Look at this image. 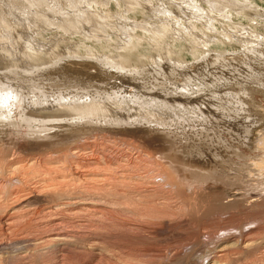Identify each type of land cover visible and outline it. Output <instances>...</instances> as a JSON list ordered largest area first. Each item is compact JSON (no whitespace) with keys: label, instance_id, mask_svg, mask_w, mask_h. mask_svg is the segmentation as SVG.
I'll return each mask as SVG.
<instances>
[{"label":"bare ground","instance_id":"obj_1","mask_svg":"<svg viewBox=\"0 0 264 264\" xmlns=\"http://www.w3.org/2000/svg\"><path fill=\"white\" fill-rule=\"evenodd\" d=\"M17 1L6 3V10L0 8V32L10 40L0 41V48L11 57L22 53L27 58L26 64L19 66L20 70L19 64L2 66L0 63V126H7L0 129V228L4 234L15 229L20 233L11 235L13 239L8 242L0 239V264H144L138 262H144L146 257L150 259L145 260L148 264H264V75H251L249 83L235 81L225 85L231 91L226 93L228 98L234 93H243L246 95L243 97L257 98L260 102L259 110L251 112L262 123L258 126L262 128L259 136L256 134V142L249 138L253 129L247 126L240 134L244 135L243 140L247 137L245 141L241 142L237 135L238 142L222 147L227 148V154L233 151L226 156L213 145L203 147L200 141L177 144L176 130L171 128L194 120L201 121L200 125L210 124L217 119L218 112L214 110H226L225 103L209 104L219 98L207 99L209 102L200 99L201 91L207 92L211 85L199 76L189 75L195 71L196 64L185 59L183 44H187L195 59L219 61L239 57L246 62L260 58L264 64V33L261 32L264 13L248 12L255 7L247 0H206V4L203 0H184L180 12L161 2L150 20L147 17L137 20L127 15L150 0H111L116 6L115 14L130 22L126 25L122 20L120 34L108 22L113 15L106 9L110 0H68L72 6L68 9L62 6L61 0H23L28 5L20 6ZM240 16L248 17L255 24H234ZM15 25H21L30 34L24 47L19 49L12 45ZM54 30V38L48 42L36 39ZM138 30L148 35L140 36ZM222 38H234L239 42L236 45L240 51L212 47L223 44ZM63 40L67 41L64 47L75 58L54 59L53 66L46 65L50 61L31 63V57L36 58L41 52L55 53L53 47ZM140 41L149 45L142 48L145 50L140 55L153 60L150 70L144 62L139 64L134 60ZM62 61L63 65L56 67ZM147 73L154 76L152 85L147 83ZM38 77H46L43 79L50 83L34 85L32 89L30 83ZM60 79L76 80V89L48 92L51 89L48 86L56 85ZM115 79L121 80L120 86L114 84ZM161 85L166 86L159 89ZM108 88H123V92L107 91ZM226 104L234 108L232 100ZM246 105H242L243 110ZM91 133L92 138L105 133L103 138L111 137L112 143L115 139L121 142L122 135L137 133L155 138L164 146L163 151L159 150L163 163L156 161L159 155L156 156V151L138 148L134 155L126 148L114 146L121 153L111 157L106 154L111 152H107V147L96 149V139L77 142L82 138L80 135L87 137ZM244 145L248 149L245 154L241 151ZM11 146L31 152L25 157L15 155L10 159ZM242 154L246 162L242 159L239 166L236 160ZM151 166L155 172L148 170ZM239 174L258 186L259 194L254 198H225L214 188L217 183H232ZM256 188L252 190L256 192ZM164 209L173 217L170 222L176 226L174 230L182 226V230L192 227L198 232H191L190 250L184 251L183 243L176 244L169 239V242L164 239L165 243L175 245L167 253L154 247L155 253L152 248L145 251L144 247L133 254L125 250L122 237L130 240L131 234L125 233L128 223L121 224L119 216L135 212L142 218L153 217L164 215ZM241 213L239 220L236 217ZM222 221L229 224L223 225ZM170 222H167L168 229ZM65 223L72 224L74 231L67 229ZM132 225L129 223L127 228L132 230ZM152 233H149L151 237L165 235ZM202 237L207 240L203 241ZM126 245L129 250L130 244Z\"/></svg>","mask_w":264,"mask_h":264},{"label":"rangeland","instance_id":"obj_2","mask_svg":"<svg viewBox=\"0 0 264 264\" xmlns=\"http://www.w3.org/2000/svg\"><path fill=\"white\" fill-rule=\"evenodd\" d=\"M23 0H18L17 1V4L20 6V5H28L27 4V2H25V1H23ZM111 1V0H110ZM154 1V2H153ZM186 1V0H185ZM206 0H203V2L206 4L207 3V1L205 2ZM247 1H249V2H252L253 3V5H254V7L255 8H249V10H247L248 12H255V11H259L260 12V14H262V13H264V0H247ZM8 2H10V0H0V8H2L3 10H6V9H8L7 7H6V3H8ZM20 2V3H19ZM45 2H46V0H45ZM113 1H111V4L110 5H108L107 7H106V9L108 10V12H110L109 14H113V15H111V19H109L108 20V22H111L112 23V25L115 27V29L118 31V33H120V34H122V29H121V26L119 25L120 23H123V21L122 20H124V23L123 24H126V25H129L130 24V22H128V20H126L125 21V18L124 17H120V16H118L117 14H115V9H116V6L112 3ZM167 3L168 5H172V7H174L175 9H177L179 12H180V7H182V2H184V0H150V1H144L143 3H145V4H142V8H141V6L139 7V8H137V7H135V9L137 10H135V11H133V12H131L129 15H127V16H129V17H134V18H136L137 20H143V19H147V18H149L148 20H150V17H151V15L152 14H155L156 13V9L157 8H159L161 5L160 4H162V3ZM172 4H171V3ZM175 2V3H174ZM61 3H62V6H64L65 8H71L72 6L69 4V2H68V0H66V1H64V0H61ZM151 3V4H150ZM179 3H181V5L179 4ZM176 4V5H175ZM179 4V5H178ZM157 5H159V6H157ZM178 5V6H177ZM151 6V7H150ZM154 6H155V8H154ZM40 7H44V8H46L45 7V5H40ZM145 7H148L149 9H147V8H144ZM183 7H185V5H183ZM152 8V9H151ZM257 8V9H256ZM112 9V10H111ZM153 9L155 10V11H153ZM256 9V10H255ZM147 11V12H146ZM149 11H152V12H149ZM188 10H185V12L186 13H188L187 12ZM257 11V12H258ZM262 11V12H261ZM137 12V13H136ZM148 13H151V14H148ZM115 14V15H114ZM124 16H126L125 14H123ZM148 15V16H147ZM113 16H115V17H113ZM118 16V17H117ZM145 16V17H144ZM147 17V18H146ZM114 18V19H113ZM117 18H119V19H117ZM238 18V19H237ZM237 18H235V21H234V24H236V25H238V24H249V23H251L252 25H254L255 23L254 22H251L249 19H248V17H246V16H240V18L239 17H237ZM121 19V20H120ZM117 20V21H116ZM222 23H225V21H221ZM115 23V24H114ZM118 24V25H117ZM117 26H119L118 28H117ZM111 30V29H110ZM109 30V31H110ZM120 30H121V32H120ZM262 30V28L261 29H258V31H261ZM0 31H1V29H0ZM138 32H139V34L138 35H140V36H146V35H148L147 33H146V31H145V33H144V30H143V32L141 31V30H138ZM261 32H263L264 33V29L261 31ZM13 33H14V36H13V40H12V45L14 46V48H16V49H19V48H21V46H23L24 47V43H25V40L29 37V35L30 34H28V31L24 28V27H22L21 25H15L14 26V29H13ZM56 33V30H54V31H50V32H46V33H42V35H40V36H35L36 37V39L37 40H40V41H45V42H48V40H49V38H51V39H53L54 38V34ZM2 34V35H1ZM4 37H8V35H6V34H3L2 32H0V41H2L3 39H5ZM38 37H40V38H38ZM73 39V38H72ZM74 39H76L75 37H74ZM78 39V38H77ZM234 38H232L231 40H228V39H223L222 38V41H223V44H219V47H218V45H216V46H212V47H214L215 49H219V48H226V49H229V51L230 52H232L233 50L234 51H240V47H238L237 48V45H239V42H237L235 39L233 40ZM6 41H8V42H10V40L8 39H5ZM226 40V41H225ZM228 41V42H227ZM67 41L66 40H63V41H61V42H59L58 43V45L59 46H54L53 47V49H54V52L55 53H52V52H50V51H46L45 53H43V52H41V53H39L38 54V56H36V58L35 57H31L32 58V62L31 63H33V64H36V63H39V62H45V61H50L48 64H46L47 66H53L54 64V61L55 60H59V59H61V60H66V59H68L69 57H72V58H75L74 56H72L71 54L73 53L72 51H70V50H68V49H66L65 47H64V45H65V43H66ZM141 42V46L139 45L138 46V48H137V50H136V52L137 53H135V55H134V60L135 61H137L139 64H141V63H145V65H146V68H149V70L150 69H152V65L150 64V63H153V60H150V59H146V58H143L141 55H140V52H142V51H144L145 49H142L143 47L144 48H146V47H149V45H146V44H148V43H145V42H143V41H140ZM67 44V43H66ZM237 44V45H236ZM184 46L183 47H185V50L183 51L184 53V57H185V59L187 60V62H192V63H194V64H196L195 66H194V68H193V70H195V71H193V72H191L189 75H193V76H199L198 78H201V80L202 81H205L206 83H208L207 85L209 86V85H211V86H209L211 89L209 90V88H208V90H207V92H206V89L205 90H203V91H201V94H200V99H204L205 98V101H210L211 99H213V97H216V98H219V99H215L214 98V101L213 100H211L210 102H209V104H212V102H214L215 104H220V102H221V104L220 105H224V103H225V105H224V107H226V110L224 109H217V110H214L215 111V113L216 112H218V114H215L216 116H217V119H213V120H211V122H210V124L209 123H207V124H201L200 125V123H201V121L199 122V121H195L194 120V122H192V121H189V123L186 121L184 124L182 123L181 125H180V123L179 124H176V125H174L173 127L171 126V128L173 129V130H176L175 132V135H176V137H177V140H176V143L177 144H179L178 142H180V144L181 143H183V142H189L188 144H190V143H196V141H200L201 143H203L204 145H202V144H200V145H202L203 147H209V146H211V145H213V146H215L217 149H218V151H220V153L221 154H223L224 153V155H226V156H229V155H231V154H233L232 152V150L230 151L229 150V153L230 154H227L228 153V150L226 151V149L228 148V147H230V144L229 143H236V142H238L237 141V137L239 136L240 138H238V139H240V141L241 142H243V141H245L246 139H247V137L245 136V140H243V138H244V135H240V134H242L243 133V131H244V129L245 128H247V126H249L251 129H253V134L251 133V135H250V137L249 138H252L253 139V141L255 140V142L257 141L256 139L258 138V136H259V130L262 128V127H258L259 125H261L262 123H261V121L260 120H255V116L253 117V114L251 113L252 111H253V109H258V108H260V102L258 101V99L257 98H255V102L253 101V100H250L248 97H243L245 94H238V93H234L230 98H228L229 96L226 94L227 93V91H229L228 90V87H226L225 85H227V84H235L236 82H245V83H249L250 81H251V75H254V74H262V75H264V64L263 63H260L261 62V60L262 59H260V58H258V59H255V60H246V62L245 61H242L241 60V58H239V57H236V58H228V59H226V60H219V61H215V60H213V59H211V58H207V59H205V60H202L201 58V60L198 58V59H195V58H193L192 56H191V54L189 53V51H188V46H187V44H183ZM222 46V47H221ZM225 46V47H224ZM45 48H47V47H45ZM141 48V49H140ZM179 48V47H178ZM233 48V50H231ZM205 48H203V50H204ZM47 50V49H46ZM56 50V51H55ZM243 50V49H242ZM188 51V52H187ZM82 52V51H81ZM155 52V51H154ZM56 53H57V55H56ZM198 53L200 54V50L198 51ZM2 54H4L3 56H2ZM65 54V55H64ZM137 54V55H136ZM186 54V55H185ZM209 54H212V52H210ZM208 53H206L205 55L206 56H208L209 55ZM19 55V54H18ZM22 55V53H20V55L19 56H12L11 57V55L9 54V53H6V52H4L1 48H0V63L2 64V66H4V63H5V65H7V64H9V63H12V64H19V65H17V68L20 70L21 68L19 67V66H21V65H25L26 64V60H27V58H25V56H21ZM71 55V56H70ZM21 56V58H20V60H19V57ZM55 56H57V57H55ZM138 56H140L141 58H139ZM7 57V58H6ZM18 57V58H17ZM55 57V58H54ZM30 58V59H31ZM85 58V57H84ZM4 61H3V60ZM6 59V60H5ZM39 59V60H38ZM55 59V60H54ZM81 59V58H80ZM143 59V60H142ZM142 60V61H141ZM35 61V62H34ZM51 61H52V63H51ZM197 61H199L198 63H197ZM204 61H207V62H204ZM7 63V64H6ZM63 63H64V61H62V63L61 64H56V67H58V66H61V65H63ZM143 63V64H144ZM191 68V69H192ZM196 68V69H195ZM190 69V70H191ZM197 70V71H196ZM259 70V71H258ZM0 71H2V70H0ZM192 71V70H191ZM252 71H254V72H252ZM150 72V71H149ZM188 72H190V71H188ZM257 72V73H256ZM152 73V72H151ZM146 75H148L147 76V78L149 77V79H148V82H147V78H146V76H144V79L146 80V82L148 83V85H149V82L151 83V85L155 82V80H154V76H153V74H151V76H149L150 75V73H147ZM116 76H120V74H117ZM246 76V77H245ZM249 76V77H248ZM151 77L153 78L152 80H151ZM43 78H46V77H38V78H36L35 80H34V82H32V83H30V84H32L31 86H32V89L34 88V85H38V86H43V85H46V84H49L50 82L48 81V80H46V79H43ZM236 79V80H235ZM244 79H246V80H244ZM219 80V81H218ZM177 81H178V78H177ZM214 81V82H213ZM236 81V82H235ZM76 80H73V81H71L70 80V82H67L66 80H64V79H60V80H57V82H56V85H52V86H48V88H50L51 87V89H47L48 90V92H49V90H55V91H57L58 89H60V90H62L63 92H66V91H68V90H73V89H76L75 88V84H76ZM234 82V83H233ZM223 83V84H222ZM114 84H116V85H118V86H120V84H121V80L120 79H115V81H114ZM215 84V85H214ZM222 84V85H221ZM27 86H25L26 88H28V86H29V88H30V85L29 84H26ZM110 85H113V84H110ZM109 85V86H110ZM213 85V86H212ZM218 85V86H217ZM225 87H224V86ZM127 86H131V85H127ZM166 85H161L160 87H159V89H164V87H165ZM216 86L218 87V88H216ZM220 86V87H219ZM26 88H24V89H26ZM216 90H215V89ZM109 89V88H108ZM213 89H214V91H213ZM222 89V90H221ZM30 90V89H29ZM111 90H113V91H118V90H120V92L122 91L123 92V88H121V89H117L116 88V90L115 89H109V90H107V91H111ZM147 90L149 91V89H148V87H147ZM218 90H220V92H218ZM211 91V92H210ZM213 91V92H212ZM217 91V92H216ZM229 92H231V91H229ZM129 93V92H128ZM200 93V92H199ZM202 93H205V96H204V94H202ZM207 93V94H206ZM226 94V96H225V94ZM210 94H212L211 96V98L209 97L210 96ZM213 94H215L214 96H213ZM202 95V96H201ZM218 95H220V96H218ZM224 95V96H223ZM204 96V97H203ZM209 97V98H207V97ZM228 96V97H227ZM246 96V95H245ZM221 97V98H220ZM208 99V100H207ZM222 99V100H221ZM231 101L232 100V105H233V107L234 108H231L230 106V108L228 107V104H226V103H229V100ZM242 99H243V101H242ZM244 99H246V100H249V101H247V102H249V104H251V105H248L247 103H246V101L244 100ZM257 99V100H256ZM216 100H218V102L216 101ZM220 100V101H219ZM228 100V101H227ZM253 101V102H252ZM257 101V102H256ZM217 102V103H216ZM234 102V103H233ZM247 104V105H246ZM259 104V105H258ZM236 105L238 106V107H236ZM241 105V106H240ZM244 105H246L245 107H244V110H243V106ZM240 106V107H239ZM255 106H257V107H255ZM261 106H262V104H261ZM213 107L214 108H216V106L213 104ZM227 107H228V110H227ZM236 108V109H235ZM237 108H238V110H237ZM248 108H249V110H248ZM229 109H230V111L232 112H230L229 111ZM233 110V111H232ZM234 110H236V112L234 111ZM259 110V109H258ZM261 110H263V109H261ZM227 115H229V117L227 116ZM247 115H248V117H247ZM227 116V117H226ZM238 116V117H237ZM240 116V117H239ZM223 117V118H222ZM252 118H254V119H252ZM253 120V121H252ZM255 120V121H254ZM191 122V123H190ZM188 123V124H187ZM187 124V125H186ZM189 124H191V125H189ZM246 124V125H245ZM206 125H208V126H206ZM207 127H208V129H207ZM258 127V128H257ZM4 128H7V126L6 125H1L0 126V129H3L4 130ZM193 128V129H192ZM192 130V131H191ZM201 130H202V134H201ZM255 130V131H254ZM258 131V132H257ZM258 133V134H257ZM200 134V135H199ZM255 134V135H254ZM258 136H257V135ZM84 135H86V134H82V135H80V136H82V138L80 137L79 138V141H77V142H79V143H81V141H83V139L84 140H93V139H96L97 141H98V143H96L95 145H96V149H101V148H103V147H107L108 148V151L107 152H110V154L109 153H106V154H108V155H110L111 157H113V156H115V155H117V154H120L121 152L120 151H118V150H116V148L114 147V146H121V148L122 149H125V150H127L128 149V152L129 153H134V155H135V153H136V151L137 150H139L138 148H140V149H142V150H144V151H146L147 150V152L148 151H156L157 152V154H156V156H157V162H160V163H163V159L162 158H164L163 156L161 157V154H160V151L159 150H161V151H163V145L157 140V139H155V138H148V137H144V135L143 134H132V135H122V136H124V137H122V136H120V137H116V138H121L122 140H121V142H120V140L118 141L117 139H115V143L113 144L112 143V138L111 137H109V138H107V136H105V138H103L104 136L103 135H105V133L102 135V137L100 136H97V138H92L94 135H93V133H91V135L89 134L87 137H84ZM238 135V136H237ZM126 136V137H125ZM201 136H202V138H201ZM205 136H206V138H205ZM209 136V137H208ZM255 136H257V137H255ZM90 137V138H89ZM236 137V138H235ZM241 137H242V139H241ZM126 138V139H125ZM128 138H130V139H128ZM179 138V139H178ZM203 138H205V139H207V140H205V139H203ZM99 139V140H98ZM108 139V140H107ZM123 139H125V140H123ZM201 139V140H200ZM252 139H249L250 140V142H253L252 141ZM102 140V141H101ZM111 140V141H110ZM128 140V141H127ZM134 140V141H133ZM153 140V141H152ZM203 140V141H202ZM243 140V141H242ZM96 141V142H97ZM84 142V141H83ZM90 142V141H89ZM102 142V143H101ZM103 142L104 143H106V144H103ZM111 142V143H110ZM207 142V143H206ZM135 143V144H134ZM246 143V142H245ZM115 144H117V145H115ZM140 144V145H139ZM179 144V145H180ZM229 144V145H228ZM109 145H111V146H109ZM123 145V146H122ZM136 146V147H135ZM141 146V147H140ZM227 147L226 149H224V148H222V147ZM13 149L12 150H10V151H13V156L11 155L10 156V159H11V157H14L15 155H17V156H22V157H25L28 153H29V151H30V149H28V151H27V148L23 151L22 149H24V148H22V149H17V147H14V146H11ZM11 147H10V149H11ZM101 147V148H100ZM112 147V148H111ZM129 147V148H128ZM214 147V148H215ZM7 148V147H6ZM15 148V149H14ZM114 148V149H113ZM210 148V147H209ZM136 149V150H135ZM7 152H8V150H6ZM5 151V152H6ZM222 151V152H221ZM225 151V152H224ZM241 151H244L243 153L245 154L247 151H248V149L246 148V146L244 145V147L241 149ZM28 152V153H27ZM31 152V151H30ZM159 152V153H158ZM113 154V155H112ZM165 154V153H164ZM25 155V156H24ZM134 155H132V156H134ZM17 156H15V157H17ZM109 156V157H110ZM155 156V157H156ZM110 157V158H111ZM150 158V157H149ZM148 158V159H149ZM9 159V158H8ZM7 159V160H8ZM9 159V160H10ZM147 159V160H148ZM242 159H243V154L242 155H240V159H237L236 161H237V163L239 164V166H241V163H242ZM159 160V161H158ZM246 159H243V163H245L246 161H245ZM156 161L154 162V163H156ZM159 163V164H160ZM156 164H158V163H156ZM158 164V165H159ZM151 168V169H150ZM150 168H148V170L150 171V172H155V167L154 166H151ZM232 174H234V171H232L231 172ZM236 176H238V178L237 179H235V180H231L232 181V183H225V185L224 184H220L219 183V185H218V183H217V187L215 186V185H213L214 186V188L217 190V191H219L223 196H225V198H227V197H230V198H243V197H246V198H249L250 196L251 197H253L254 198V196H256L257 194H259V192H257V188H258V186H255L254 185V182H252V181H250V180H248L249 178H247L246 176L244 177V175H242V174H239V175H236ZM232 177V176H231ZM247 178V179H246ZM238 180V181H237ZM250 183V184H249ZM227 184V185H226ZM185 185V182L183 183V184H181V187L183 188V186ZM250 185H252V186H250ZM249 186L251 187V188H249ZM257 187V188H256ZM255 188H256V192L254 191L255 190ZM252 189H254V190H252ZM254 191V192H253ZM254 193H256V194H254ZM229 194V195H228ZM249 194V195H248ZM251 194V195H250ZM246 195V196H245ZM243 196V197H242ZM249 196V197H248ZM230 198H228V199H230ZM246 198H244V199H246ZM256 198V197H255ZM239 210H240V208H238ZM165 210V209H164ZM257 213V212H256ZM243 213H241V214H239V216L238 217H236V218H239V220L241 219V215H242ZM258 214V213H257ZM121 215V214H120ZM120 217V221L119 222H121V224H124V222H125V224L126 223H131V224H133L132 225V230H134V231H132L131 230V228H130V230L127 228V225L128 224H126V227H125V229H127L126 230V232L123 230V227L121 228L122 229V231H124L125 233H128L127 231H129V234H131V235H129V237H131L130 238V240H127V243L128 244H130L129 246V250H128V245H126L127 243H126V240H125V237H122L123 239L121 240V241H123V242H125L124 244H123V242H122V244L123 245H125V247L127 248H125V250H127V251H130L132 254L133 253H136V250L139 248V249H142L143 247L145 248V251H150L151 250V248H152V253H155V251L158 249V250H160L161 251V253H167V252H169L170 250H172L173 249V245H175V243H171V245L170 244H168L167 245V243H165V240L166 241H168L167 239H169V240H172V241H174L175 240V242H177L176 244H182V249L184 250V251H189L190 250V245H189V239L192 237V235L193 234H197L198 232H196L194 229H191V228H188V229H186V230H182L183 228H182V226H179L177 229H175L174 230V228H176V226H174V224L172 223V222H170V220L172 221V218L173 217H171L168 213H167V211L165 210V212H164V215H154L153 217H151V216H145L144 218H142V217H139L137 214H135V212H133V214H122V216H119ZM126 217H127V219H126ZM131 217V218H130ZM146 217H148V218H146ZM142 218V219H141ZM149 218H151L150 220H149ZM131 219V220H130ZM148 221H147V220ZM152 219H153V221H152ZM122 220V221H121ZM243 221V219L241 220V222ZM150 222H151V224H150ZM160 222V223H159ZM167 222H170V225L171 226H173V227H171L170 226V229H168L167 227H168V223ZM223 222L225 223L226 221H222L221 223L223 224ZM229 221H227V223H225V224H223V225H228L229 223H228ZM152 223H154V224H156L157 226H158V228H157V226L155 225V227H156V229H155V227L152 225ZM162 223V224H161ZM164 224V225H163ZM148 225V226H147ZM159 225H160V227H159ZM69 226V227H68ZM73 225L71 224H67L66 225V223H65V227L67 228V229H69L70 231H74V228L72 227ZM142 226V227H141ZM166 226V227H165ZM121 227V226H120ZM138 227V228H137ZM149 227H151V228H149ZM111 228H113V226L111 227ZM110 228V229H111ZM181 228V229H180ZM227 228H228V226H227ZM137 229V231H135ZM141 229V231H139ZM144 229V230H143ZM158 229V230H157ZM179 229V230H178ZM210 229H212V228H210ZM226 229V228H225ZM17 229H15V230H12V231H14L12 234H11V232L10 231H8V233H9V235H8V233H6V234H4V231H2L1 230V228H0V231H2V232H0V233H2L0 236H3V239H2V237H0V239L2 240V241H5V242H8V240L9 241H11V239H13V237H15L14 235H17V234H19L20 233V231L19 230H17ZM174 230V231H173ZM109 231V230H108ZM122 231H121V233H122ZM135 232V233H134ZM151 232H159V234L160 233H163V234H165V235H161V236H158V237H156L155 236V234L154 235H152V237L149 235V233H151ZM171 232V233H170ZM186 232V233H185ZM189 232V233H188ZM193 234H192V233ZM196 232V233H195ZM15 233V234H14ZM17 233V234H16ZM125 233H122V234H125ZM152 233V234H153ZM138 236H137V235ZM143 234H144V236H143ZM167 234V235H166ZM178 234V235H177ZM190 234V235H189ZM5 235H7V236H5ZM13 237H12V236ZM127 235V234H126ZM150 236L151 237V239H150V237H147V236ZM180 235V236H179ZM185 235V236H184ZM122 236H124V235H122ZM137 238H136V237ZM143 236V237H142ZM174 236V237H173ZM183 236V237H182ZM8 237H10V239L8 238ZM136 239H135V238ZM140 237V238H139ZM142 237V238H141ZM145 237V238H144ZM185 237V238H184ZM196 237V236H195ZM201 237V236H200ZM139 238V239H138ZM207 237H202V240L203 241H205L204 239H206ZM144 239L145 240H147V241H149V242H145L144 241ZM149 239V240H148ZM161 239V240H160ZM165 239V240H164ZM0 240V241H1ZM132 240H134L135 242H134V244L135 243H138V244H136V245H140V246H137L136 247V245L134 246V244H133V241ZM136 240H137V242H136ZM179 240V241H178ZM207 240V239H206ZM141 241V242H140ZM132 242V243H131ZM139 242H140V244H139ZM157 242V243H156ZM169 242V241H168ZM187 244H186V243ZM109 243H111V242H109ZM143 243H145V245L143 244ZM149 243V244H148ZM150 243H152V244H150ZM185 243V244H184ZM148 244V245H147ZM144 245V246H143ZM164 245V246H163ZM185 247H184V246ZM189 246V247H187V246ZM146 246V247H145ZM147 246L150 248L149 250H148V248H147ZM134 247V248H133ZM157 248V249H154V248ZM169 247H170V249H169ZM184 247V248H183ZM132 249V251H131V249ZM165 248H166V250H165ZM188 248V249H187ZM138 249V250H139ZM144 250V249H143ZM157 252V251H156ZM145 260H147V257L146 258H144V262H138V263H144V264H148L147 263V261L149 260L150 261V259L148 258V260L147 261H145Z\"/></svg>","mask_w":264,"mask_h":264}]
</instances>
